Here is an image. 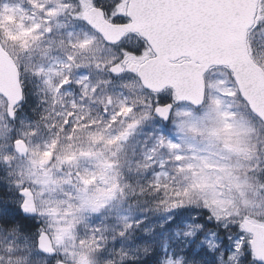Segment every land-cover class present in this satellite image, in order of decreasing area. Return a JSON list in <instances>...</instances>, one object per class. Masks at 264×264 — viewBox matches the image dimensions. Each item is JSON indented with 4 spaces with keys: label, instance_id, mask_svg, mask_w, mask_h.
<instances>
[{
    "label": "snow or ice",
    "instance_id": "snow-or-ice-1",
    "mask_svg": "<svg viewBox=\"0 0 264 264\" xmlns=\"http://www.w3.org/2000/svg\"><path fill=\"white\" fill-rule=\"evenodd\" d=\"M63 17L91 31H68ZM37 50L43 62L21 67ZM260 52L264 0H0V168L18 193L13 205L0 192V264H127L105 218L145 188L166 214L197 207L234 229L219 264H264ZM28 71L46 105L31 120L19 114ZM140 223L118 216L111 240ZM218 252L212 233L207 248L152 264H218Z\"/></svg>",
    "mask_w": 264,
    "mask_h": 264
},
{
    "label": "rangeland",
    "instance_id": "rangeland-1",
    "mask_svg": "<svg viewBox=\"0 0 264 264\" xmlns=\"http://www.w3.org/2000/svg\"><path fill=\"white\" fill-rule=\"evenodd\" d=\"M9 20L11 22H15V17L10 16ZM60 22L66 25V30L68 31H74L79 34H83L85 31H91V29L86 24H84V22L75 21L69 17L61 18ZM64 31L65 29L58 30L59 33H63ZM57 38H59V34L57 35ZM257 58L261 62H264V52H260ZM41 62L43 61L41 59V55L38 50L31 57L28 56L27 59H24V57L22 56L20 60L21 67L25 65H29V64H38ZM24 74H25L24 80L28 84L29 92L27 95V99L25 100L24 104L20 108V112H19L20 118L23 119V117L26 115L29 120L34 119V118L38 119L39 116H36V113L33 112V109H36L37 111H39V109L37 108V104L39 103L37 96L41 98L40 102L43 103V99H44L43 89H42V86L40 85L39 80L34 78L30 71L25 72ZM165 125H167V128H168V131L166 132V134L172 137H175L174 125H172L171 122H167ZM161 127H163V125ZM137 146L138 145H136V147ZM3 170L5 171V179H6L5 183L8 186L15 189L14 187L15 176L9 175V173L11 172V169L5 168ZM137 193H138V190H137ZM138 197H141L140 199H138L139 202H137V196L129 197L128 200H126L122 205L119 201H117L116 204L112 208H110L105 218V223L108 225V228H109L108 243H109L110 249L113 243L116 244V251H119L121 247L125 248V250L129 251V258L127 261L135 259L136 255L138 254L137 253L138 244L134 240L136 239L137 236H140V233L150 235L156 227H159V228L165 227L168 221L174 220L180 223V222H186L187 220L194 219L199 215V212H200L199 210L201 209L197 207H191V208H187L183 210H177L175 213H171V214L154 213L153 209L147 207L146 204H142L143 195H139ZM256 211H264V209L258 208L256 209ZM177 213H179V219H177ZM120 215H127L129 217H133L135 219L140 220L141 223L126 238L122 239V238L117 237L116 241H112L111 232L114 228L118 226V216ZM176 231L178 232V230ZM211 235L212 233L209 234L207 237H205L206 242ZM177 236H180V235H177ZM215 242L218 245L219 242H218L216 234H215ZM24 243L25 245L30 244V241L24 240ZM231 243L232 242L229 239V243L227 244V251L230 250ZM22 250L27 252L29 249L23 246ZM167 252L169 254L174 253L172 249H168ZM34 264H46V261L43 258L37 257L34 260Z\"/></svg>",
    "mask_w": 264,
    "mask_h": 264
},
{
    "label": "trees",
    "instance_id": "trees-1",
    "mask_svg": "<svg viewBox=\"0 0 264 264\" xmlns=\"http://www.w3.org/2000/svg\"><path fill=\"white\" fill-rule=\"evenodd\" d=\"M141 139H143V136L141 137ZM137 145V148H139L142 146V143ZM148 175H150V173ZM5 181V171L0 168V192L9 194L4 202L6 204L15 205L17 203L18 193L16 192V189L8 186ZM18 214H22V212ZM177 219H179V213H177ZM194 222L204 224V229L199 232L196 237H186L184 233L188 230L187 226L191 225ZM30 224L32 232L35 233L41 226V221L38 218H31ZM176 230H178V232ZM232 231H234V229L226 228L222 223H217L214 219H209L208 215L206 214V210L200 209L199 215L194 219L180 223L174 220L168 221L165 227H156L150 235L140 233V236H137L134 240L138 244V254L136 256L137 258L131 261H127V264H152V258L154 257V254H159L162 260L165 252H167L168 249H172L174 253L182 254L193 245H195L198 249L207 248L205 237H207L211 233L216 234L219 242V252L217 253L219 264L220 253L228 252L227 244L229 243V235L232 234ZM21 239L18 241V243L21 245V249H23L25 243L23 237H21ZM144 246H148L151 251H149L148 253H144ZM208 251L213 250L208 249Z\"/></svg>",
    "mask_w": 264,
    "mask_h": 264
},
{
    "label": "clouds",
    "instance_id": "clouds-1",
    "mask_svg": "<svg viewBox=\"0 0 264 264\" xmlns=\"http://www.w3.org/2000/svg\"><path fill=\"white\" fill-rule=\"evenodd\" d=\"M37 99L39 101V103L37 104V108L39 109V111H37L36 109H33V112L36 113V116H39L40 113L43 111L44 107L46 105H44L43 103H41V98L37 96ZM23 119H28V117L25 115L23 117ZM36 119V118H34ZM139 150V148H138ZM127 182V181H126ZM139 191V190H138ZM144 195H143V203L142 204H146L147 207L151 208L154 210V213H160V214H166L162 208H159L157 205V201L161 198V196L163 195L162 193L160 194H155L151 191H148L146 188L144 189ZM4 196L3 198L6 199L8 197L9 194H5L3 193ZM141 197H138V199H140Z\"/></svg>",
    "mask_w": 264,
    "mask_h": 264
},
{
    "label": "water",
    "instance_id": "water-1",
    "mask_svg": "<svg viewBox=\"0 0 264 264\" xmlns=\"http://www.w3.org/2000/svg\"><path fill=\"white\" fill-rule=\"evenodd\" d=\"M2 81H3V87L4 88H6L8 90H11L12 89V84H11V82L8 79V77H7L6 74L2 77Z\"/></svg>",
    "mask_w": 264,
    "mask_h": 264
},
{
    "label": "flooded vegetation",
    "instance_id": "flooded-vegetation-1",
    "mask_svg": "<svg viewBox=\"0 0 264 264\" xmlns=\"http://www.w3.org/2000/svg\"><path fill=\"white\" fill-rule=\"evenodd\" d=\"M24 57V59H26L28 56H23Z\"/></svg>",
    "mask_w": 264,
    "mask_h": 264
}]
</instances>
